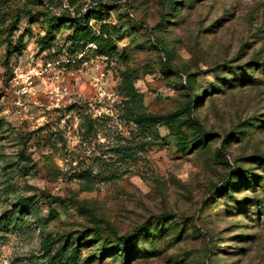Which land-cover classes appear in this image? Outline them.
<instances>
[{
  "label": "rangeland",
  "instance_id": "374dc122",
  "mask_svg": "<svg viewBox=\"0 0 264 264\" xmlns=\"http://www.w3.org/2000/svg\"><path fill=\"white\" fill-rule=\"evenodd\" d=\"M260 157L264 0H0V264H264Z\"/></svg>",
  "mask_w": 264,
  "mask_h": 264
},
{
  "label": "trees",
  "instance_id": "16d2710c",
  "mask_svg": "<svg viewBox=\"0 0 264 264\" xmlns=\"http://www.w3.org/2000/svg\"><path fill=\"white\" fill-rule=\"evenodd\" d=\"M64 23L65 22L63 21V19L53 17L49 22V29L54 30L60 24H64ZM86 39H88L89 42L90 41L97 42L96 49L100 55L111 56L114 53V51L110 49L109 44H107V41L105 39H102L100 37L99 38L95 37L89 31H85V29L76 28L72 35L71 41L74 45H77L79 42H82V41L87 42ZM45 42L46 40L43 41V43ZM121 84L122 85L119 90L120 91L119 94L123 98L122 111L124 112V118L127 121L135 124L136 127H139L140 129L151 128L155 126V124L158 123L160 118L142 113L140 111L138 95L132 88L131 84L128 83L127 79L125 78L123 79ZM189 111H190V104L186 106V112H189ZM259 159L264 163V158L260 157ZM24 201H25V205H27L26 204L27 200H24ZM161 217L170 218V215L164 214V215H161ZM103 231L107 233H112L116 236L114 229L110 227H106L105 229H103ZM117 241H118L119 246L123 248H125L127 244L131 243V242H126L124 237H119Z\"/></svg>",
  "mask_w": 264,
  "mask_h": 264
}]
</instances>
